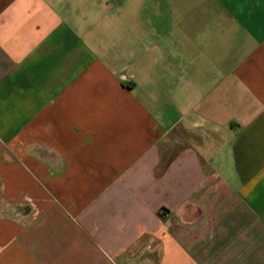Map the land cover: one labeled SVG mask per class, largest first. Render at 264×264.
I'll use <instances>...</instances> for the list:
<instances>
[{
  "label": "crops",
  "instance_id": "0c3cea01",
  "mask_svg": "<svg viewBox=\"0 0 264 264\" xmlns=\"http://www.w3.org/2000/svg\"><path fill=\"white\" fill-rule=\"evenodd\" d=\"M0 264H264V0H0Z\"/></svg>",
  "mask_w": 264,
  "mask_h": 264
}]
</instances>
